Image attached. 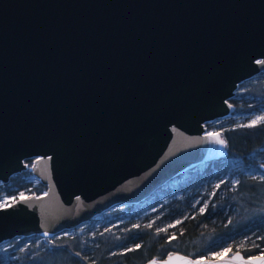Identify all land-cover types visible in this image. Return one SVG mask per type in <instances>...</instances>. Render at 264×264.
<instances>
[{
    "label": "water",
    "instance_id": "1",
    "mask_svg": "<svg viewBox=\"0 0 264 264\" xmlns=\"http://www.w3.org/2000/svg\"><path fill=\"white\" fill-rule=\"evenodd\" d=\"M262 71L264 0H0V182L29 169L46 186L0 205V243L72 230L218 158L205 123Z\"/></svg>",
    "mask_w": 264,
    "mask_h": 264
},
{
    "label": "trees",
    "instance_id": "2",
    "mask_svg": "<svg viewBox=\"0 0 264 264\" xmlns=\"http://www.w3.org/2000/svg\"><path fill=\"white\" fill-rule=\"evenodd\" d=\"M230 100L232 114L261 111L263 117L248 122L230 114L207 121V128L217 127L224 140L218 158L179 173L145 200L124 205L143 209L118 215L117 222L96 226L91 218L83 233H35L4 241L0 264H141L173 251L196 257L235 250L246 256L264 253V174L258 173L264 172V71L239 82ZM30 173H14L0 187L14 199L19 192L42 193L43 183L25 180ZM59 253L68 263L44 261Z\"/></svg>",
    "mask_w": 264,
    "mask_h": 264
},
{
    "label": "rangeland",
    "instance_id": "3",
    "mask_svg": "<svg viewBox=\"0 0 264 264\" xmlns=\"http://www.w3.org/2000/svg\"><path fill=\"white\" fill-rule=\"evenodd\" d=\"M231 115L234 116L235 119L238 120V121L242 120L245 117L248 122H254V121L259 120V119H261L263 117V112H261V111L260 112L252 111V112H244V113H233V114L231 113ZM210 130H218L219 131V129H217V127H212V128H210ZM198 165H202V163H200ZM258 173L259 174H264L263 171L258 172ZM25 177H26L25 180H30V181L38 180V178L36 176H34L32 173H30L29 175L26 174ZM0 183H2V182H0ZM0 190H1L0 191V205L7 204V203L13 201L14 198L16 197V196H13V195L6 194L4 192V189H2L1 187H0ZM260 190H261L260 192L263 193V195H264V188L260 189ZM259 193H258V195H259ZM27 194H29V193H25V191L24 192H19L18 196L20 197V196L27 195ZM257 198L261 199L260 197H256V198H253V199L256 200ZM259 202H261V200H259ZM124 205H126V204H118V205L113 206L110 209L102 212L101 214L97 215L96 217H94V218H96L95 219V225L97 226L100 223L108 222V221H110L112 219H114V221L117 222V221H119V219H117L118 215H123V213H126V214H128V213H136V211H141V209H143V208L139 209L140 206L139 207L137 206V208H126V207H124ZM143 212H145V211H143ZM93 227H94V224H93ZM86 230L87 229H86V227H85V225L83 223L80 226H78V227H76V228H74L72 230L63 231V233L70 234V235L71 234H79L81 232L83 233ZM226 252L227 251H225L224 253H226ZM54 259L57 260V261H62L64 263H68V257L64 256V255H60V253L56 254V255H49V256L46 255V257L44 258V261L45 262H50V261H52ZM10 264H19V263L12 260V262Z\"/></svg>",
    "mask_w": 264,
    "mask_h": 264
}]
</instances>
